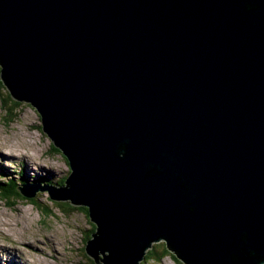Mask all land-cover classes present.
I'll list each match as a JSON object with an SVG mask.
<instances>
[{
  "label": "water",
  "instance_id": "95a60500",
  "mask_svg": "<svg viewBox=\"0 0 264 264\" xmlns=\"http://www.w3.org/2000/svg\"><path fill=\"white\" fill-rule=\"evenodd\" d=\"M0 81L64 152L44 190L88 207L95 264H264V0H0Z\"/></svg>",
  "mask_w": 264,
  "mask_h": 264
},
{
  "label": "rangeland",
  "instance_id": "374dc122",
  "mask_svg": "<svg viewBox=\"0 0 264 264\" xmlns=\"http://www.w3.org/2000/svg\"><path fill=\"white\" fill-rule=\"evenodd\" d=\"M7 94L6 88L0 87V178L27 180L34 188L28 192H34L32 199L41 207L32 205V200L21 193L18 200L11 199L9 204L0 196V214L11 218L0 219V264H93L84 246L95 226L82 207L51 200L44 190L49 183L64 184V178L72 171L70 164L53 148L34 107L20 100L11 113L6 111L3 98ZM11 158L16 159L12 166L4 167L3 163H9ZM53 163H58V171L51 175L55 171ZM27 243L39 248L32 249ZM164 243L152 242L145 253L152 251L145 254L142 263L185 264ZM154 253L157 260L155 256L150 258Z\"/></svg>",
  "mask_w": 264,
  "mask_h": 264
},
{
  "label": "trees",
  "instance_id": "16d2710c",
  "mask_svg": "<svg viewBox=\"0 0 264 264\" xmlns=\"http://www.w3.org/2000/svg\"><path fill=\"white\" fill-rule=\"evenodd\" d=\"M1 83V81H0ZM3 84L1 83L0 84V87H4V85L2 86ZM7 90V89H6ZM8 92V91H7ZM8 102L9 105L6 103ZM20 102V101H19ZM17 100H14L13 98H11V96L9 95V93L7 94V97L3 98V107L6 109L7 112H10L11 113V109H14V105L15 104H18L19 103ZM25 102V101H23ZM25 103H28V102H25ZM29 105H31L30 103H28ZM57 149V148H56ZM58 150V149H57ZM58 152H60L58 150ZM21 184H23V182L20 180L18 182H15V181H7V180H3L2 178H0V196L7 200V203L9 204V200L13 199V201L15 200H18L21 196H20V192L18 190V188L21 186ZM49 197V196H48ZM33 197H29L30 200H32L31 204L34 205V206H38V207H41L39 204H36L35 201H33L32 199ZM50 199V197H49ZM52 200V199H51ZM53 202V201H51ZM73 205V204H72ZM61 207V205H59ZM75 207L79 206V207H82V209L85 211L86 214H88V209L82 205H74ZM73 206V207H74ZM74 207V208H75ZM62 208V207H61ZM92 226H96L94 224H92ZM152 251V250H151ZM151 251L147 252V253H151ZM86 254V253H85ZM87 257H89L88 254H86ZM148 255V254H147ZM146 255V256H147ZM152 256L150 258H152L153 256H155L156 260L158 259V255H156L155 253L154 254H151ZM160 259V257H159ZM100 260V259H98ZM92 262L93 264H95L94 260L92 259Z\"/></svg>",
  "mask_w": 264,
  "mask_h": 264
},
{
  "label": "bare ground",
  "instance_id": "6f19581e",
  "mask_svg": "<svg viewBox=\"0 0 264 264\" xmlns=\"http://www.w3.org/2000/svg\"><path fill=\"white\" fill-rule=\"evenodd\" d=\"M58 150L60 151V153L61 154H64V152L60 149V148H58ZM14 160H16V159H14V158H11L10 159V161H9V163H7V164H4L3 163V165H4V167H11L12 166V163L14 162ZM54 164V166H55V171L54 172H52L51 173V175L52 174H54V173H56L57 171H58V163H53ZM3 168V167H2ZM27 176V175H26ZM74 205H76V204H74ZM78 205H82V204H78ZM83 206V205H82ZM87 209H88V207H87ZM87 216H88V219H89V221L91 222V225L92 224H94V225H96V223L94 222V221H92L91 219H90V217H89V209H88V214H87ZM0 219H11V218H9L8 216H6V215H4V214H0ZM15 219V218H14ZM97 226V225H96ZM27 245H28V247H30V248H32V249H37V248H39V246L38 245H33V244H30V243H27ZM147 254V253H146ZM177 257V256H176ZM178 258V257H177ZM59 259V258H58ZM180 259V258H179ZM181 260V259H180ZM182 261V260H181ZM140 263H142V261L140 262ZM183 263H185L184 261H183ZM26 264H29V263H27L26 262ZM143 264V263H142ZM186 264V263H185Z\"/></svg>",
  "mask_w": 264,
  "mask_h": 264
},
{
  "label": "clouds",
  "instance_id": "9594fccd",
  "mask_svg": "<svg viewBox=\"0 0 264 264\" xmlns=\"http://www.w3.org/2000/svg\"><path fill=\"white\" fill-rule=\"evenodd\" d=\"M32 106V105H31ZM33 107V106H32ZM35 109V108H34ZM36 110V109H35ZM37 112V111H36ZM38 113V112H37ZM40 117V116H39ZM54 146V145H53ZM53 148H57V147H53ZM58 149V148H57ZM64 156V155H63ZM65 157V156H64ZM66 158V157H65ZM67 160V159H66ZM67 163H68V161H67ZM69 165V164H68ZM20 180L23 182V184H28L29 185V188H28V190H32V189H34V188H32L33 187V185L31 184V183H29L27 180H25V179H23L22 177L20 178ZM19 180V181H20ZM7 181H15V182H18V180H7ZM35 183H38L37 181H35ZM64 183H65V178H64ZM23 184H21V186L18 188V190H19V192H20V188L23 186ZM50 185H54L53 183H49ZM47 185V184H46ZM62 185H64V184H62ZM56 186V185H55ZM57 187H59V186H57ZM46 192H47V190H46ZM21 193V192H20ZM47 194H48V192H47ZM49 196V195H48ZM164 245H165V243H164ZM167 249V248H166ZM147 253V252H146ZM145 253V254H146ZM145 254H144V256H145ZM147 254H149V253H147ZM146 254V255H147ZM174 254V253H173ZM175 255V254H174ZM175 257H176V255H175ZM144 258V257H143ZM92 259V258H91ZM142 260H140V262H141ZM139 262V264H142V263H140Z\"/></svg>",
  "mask_w": 264,
  "mask_h": 264
}]
</instances>
